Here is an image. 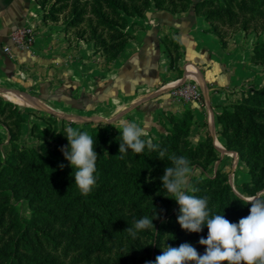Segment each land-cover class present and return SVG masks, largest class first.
<instances>
[{"label": "trees", "instance_id": "obj_1", "mask_svg": "<svg viewBox=\"0 0 264 264\" xmlns=\"http://www.w3.org/2000/svg\"><path fill=\"white\" fill-rule=\"evenodd\" d=\"M38 1L45 21L62 22L72 44L92 42L95 52L108 63L120 56L133 35L128 30L130 18L144 16L152 4L172 12L192 7L206 18L208 30L218 35L225 47L236 30L264 31V0ZM164 42L174 67L182 57L180 45L169 37ZM253 51L252 60L264 62V41L256 42ZM3 95L0 92V123L8 130L10 147L4 159L0 151V264H154L167 245L182 243H190L204 254L199 239L207 237V226L200 233L182 229L177 222L179 205L160 179L165 167L172 166L168 158L172 154L186 157L203 171L218 157L212 137L196 145L189 139L194 124L191 110L182 117L172 115V125L153 141L158 148L146 147L140 154L131 150L119 153V129L111 138L93 127L88 133L98 153L97 182L85 196L74 183L76 169L60 151L68 144L67 127L57 128L50 119L45 126L34 122L32 135L41 140L39 150L21 144L26 118L18 104ZM263 100V96L251 97L218 114L225 147L237 152L248 168L250 180L242 186L249 195L264 189V110L258 107ZM76 125L70 122L74 129ZM160 150H166L163 157ZM192 187L196 192L189 194L207 197L210 216L220 214L238 223L249 214L248 199L234 192L228 174L220 169L215 175L193 177ZM21 192L31 207L29 217L12 201ZM155 211L159 216L153 220L155 227L139 231L136 238L125 230L142 217L153 218Z\"/></svg>", "mask_w": 264, "mask_h": 264}, {"label": "crops", "instance_id": "obj_2", "mask_svg": "<svg viewBox=\"0 0 264 264\" xmlns=\"http://www.w3.org/2000/svg\"><path fill=\"white\" fill-rule=\"evenodd\" d=\"M22 27L35 34L30 47L12 39L13 31ZM209 27L192 7L172 12L152 4L144 16L130 18L133 35L120 56L108 63L92 42L72 44L62 22L45 21L38 0H0V92L18 104L26 118L19 142L36 139L32 125L43 124L30 108L90 125L135 122L146 129L148 139L159 138L172 125V115L182 117L191 110L195 138L210 134L221 149L218 114L239 89L264 83V62L252 60L256 33L236 30L225 47ZM166 37L176 39L182 52L174 67ZM186 74L204 88L203 102L172 97L171 90ZM0 140L2 148L10 147L2 123ZM222 154L221 166L233 171V184L250 180L237 152L222 149ZM211 169L215 173L218 167Z\"/></svg>", "mask_w": 264, "mask_h": 264}, {"label": "clouds", "instance_id": "obj_3", "mask_svg": "<svg viewBox=\"0 0 264 264\" xmlns=\"http://www.w3.org/2000/svg\"><path fill=\"white\" fill-rule=\"evenodd\" d=\"M68 144L60 151L75 168L74 183L82 195H88L96 185V163L98 153L94 141L88 132H82L69 126L65 129ZM121 136L119 153L129 150L142 153L147 147L156 150L158 145L152 139H144L146 129L135 122L121 120L119 122ZM166 150H160L163 157ZM172 166L165 167L160 178L162 187L179 205L177 222L181 228L192 233H200L206 225L207 237H201L199 244L205 246L203 255L199 254L190 243H182L178 247L167 245L155 258L154 264H264V197L257 195L248 200L251 205L249 214L239 219L238 223L230 222L224 215L210 216L207 197L189 194L196 189L189 183L192 168L190 161L183 156L172 154L168 157ZM64 165H61L63 167ZM73 172V171H72ZM159 218L155 211L153 218L147 216L134 221L133 226L125 230L133 237L139 231L155 227L153 220ZM146 264H153L148 261Z\"/></svg>", "mask_w": 264, "mask_h": 264}, {"label": "rangeland", "instance_id": "obj_4", "mask_svg": "<svg viewBox=\"0 0 264 264\" xmlns=\"http://www.w3.org/2000/svg\"><path fill=\"white\" fill-rule=\"evenodd\" d=\"M194 1H196V0H194ZM252 33H256V32H252ZM257 36L258 37H257L256 42H258V41L263 42L264 41V31L261 32V33H258ZM171 95H172L173 98H175L173 96V94H172V90H171ZM256 95H258V96H256ZM260 96H263V99H264V83L263 84H257V85H250V86H247L244 89H239L236 92L235 99L231 102L230 105H232V103L245 102V99H250L251 97L259 98ZM175 99H177V98H175ZM177 100L182 101V102H187V103L188 102H193V101H184V100H180V99H177ZM259 103L260 102H257V104H259ZM262 103L263 104L261 106L259 104L258 107H261V109L264 110V100L262 101ZM30 109H31L32 113H34L39 119H41V121L43 123V124H41L42 126H45L47 124V122H48L47 120L48 119H50L49 122L52 123V125L57 127V128H61L62 126L69 127L70 126V122H72V121H69V120L61 119L57 115H54V114L49 113V112L44 111V110H37L36 108H30ZM23 111L25 112V109H23ZM221 112H222V110L220 111V113ZM261 120L264 122V116L261 117ZM74 122L77 123L76 129H78V130L85 129L87 132L91 133V130H92L93 127H98L100 129L104 130L107 133V135H109V137H111V138L115 137L114 131L116 129H119V126L116 125V124H106V123L97 124L96 123L94 125H92V124L90 125L88 123H82V122H78V121L77 122L74 121ZM219 128H220V124H219ZM192 129H193V127H191V131H190V134H189V139L191 140L193 145H196L201 140H206L208 137H212L210 134H207V136L204 139L203 138H200V139L199 138H195L196 135L193 134ZM166 131L167 130H165L163 133H165ZM218 133H219V138L222 139L223 142H220L221 143V146H220L221 149H218L215 146L217 148L218 157L205 170L207 172L206 173L202 172V168L197 166V164H190V166H191V168L193 170L192 174L190 175V178H189V183H190L191 187H192V179H193V177H195V176L196 177H203V176H207V175L208 176L215 175L217 171H215V173H214L213 169H211L215 165V166L218 167L217 170L220 169V170H222V171H224V172H226L228 174L229 183L231 184V186H232V188H233V190H234V192L236 194H238V195H240V196H242V197H244L245 199H248V200L250 198L254 197V196H257V195H260V196L264 197V189L258 191L255 195H249L246 192H244L243 188H241V186L243 184H242V182L240 180L238 182L235 181V182H237L235 184H233L231 182V174L233 175V171H231L230 168L225 169V166H221V163H220L222 161V156H223L222 149L228 150L225 147L226 140H225L224 136L220 133V131H218ZM161 135H160V137H161ZM160 137L159 138H152V141L159 140ZM146 139H148V138H146ZM212 140H213V143L215 145L216 137L215 138L212 137ZM26 144H29V145L33 146L34 148H36L37 150H39L40 145H41V140L36 137V139H34V140L30 141V142L27 141ZM8 149L9 148H6L5 146H3V148L0 146L2 159L5 158V154H6ZM228 151H230V150H228ZM243 164L247 168V166H246V164L244 162H243ZM208 169L210 170V172H208ZM247 172H248V168H247ZM12 201L17 205V207L19 208L20 212L24 216L29 217L31 215V207L29 205V202H28L27 198L24 197V192L19 193V197L13 198Z\"/></svg>", "mask_w": 264, "mask_h": 264}, {"label": "built area", "instance_id": "obj_5", "mask_svg": "<svg viewBox=\"0 0 264 264\" xmlns=\"http://www.w3.org/2000/svg\"><path fill=\"white\" fill-rule=\"evenodd\" d=\"M12 39L22 47H30L34 43L35 34L30 28H17L12 33ZM5 50L9 51L10 48L6 47ZM203 90L197 80L187 78L183 83L172 89V94L175 98L180 100L203 102Z\"/></svg>", "mask_w": 264, "mask_h": 264}, {"label": "water", "instance_id": "obj_6", "mask_svg": "<svg viewBox=\"0 0 264 264\" xmlns=\"http://www.w3.org/2000/svg\"><path fill=\"white\" fill-rule=\"evenodd\" d=\"M190 75L189 74H186L182 79H180L179 83L178 84H181L183 83ZM38 107V106H37Z\"/></svg>", "mask_w": 264, "mask_h": 264}]
</instances>
